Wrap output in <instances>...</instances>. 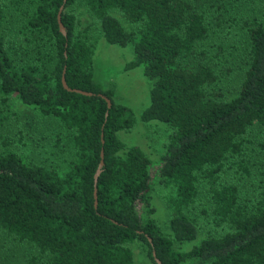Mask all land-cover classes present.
I'll return each mask as SVG.
<instances>
[{"label":"trees","instance_id":"trees-1","mask_svg":"<svg viewBox=\"0 0 264 264\" xmlns=\"http://www.w3.org/2000/svg\"><path fill=\"white\" fill-rule=\"evenodd\" d=\"M60 4L0 3V127L15 97L57 121L55 141L71 155L61 170L29 163L0 133V228L30 243L45 264H135V241L151 264L152 250L161 264H264V188L244 199L220 180L226 162L247 174V134L264 126V8L226 24L244 46L240 79L227 92L218 86L227 71L216 64L222 47L212 40L226 20L222 0H64L65 35ZM77 6L91 22L81 24ZM97 35L130 44L124 68L139 66L150 81L139 119L170 127L156 161L117 136L134 115L93 78ZM62 72L68 87L93 94L65 90ZM156 182L167 230L150 205Z\"/></svg>","mask_w":264,"mask_h":264},{"label":"rangeland","instance_id":"rangeland-1","mask_svg":"<svg viewBox=\"0 0 264 264\" xmlns=\"http://www.w3.org/2000/svg\"><path fill=\"white\" fill-rule=\"evenodd\" d=\"M222 1L226 20L219 28L218 35L212 40L222 47L216 56L217 68L227 69L226 73L219 77L218 86L231 92L241 76L244 46L235 41L228 29L225 32L226 24L231 21V17L247 16L250 10L260 14L264 8V0ZM0 3L9 7L8 0H0ZM75 9L81 24L91 22L83 7L77 6ZM112 14L124 27H128L119 13ZM96 37L92 55L93 78L103 88L111 89L114 100L128 107L134 115L133 126L128 130L118 131L117 136L125 146H137L149 160L156 161L161 155L170 127L163 122L155 120L144 122L139 119L140 111L148 103L150 81L142 74L141 67L124 68L132 58L130 44L119 46L107 43L102 36ZM23 57L27 60L24 54ZM8 103L10 115L0 127V133L9 141L8 148L20 154L29 163L45 164L57 170L63 169L71 155L67 147L58 145L55 141L58 132L57 121L42 116L15 97H10ZM59 134L62 142L64 137L60 132ZM247 135L249 137L245 152L247 174L237 169L236 165L226 162L220 178L223 183L235 184L239 188V195L244 199L264 188V126L250 128ZM158 185L157 182L154 183L148 193L150 205L155 221L167 230L169 215ZM189 244L184 245V248L189 247ZM142 246L137 241L131 243L133 260L135 264H151ZM0 264H45V260L30 243L16 240L0 228Z\"/></svg>","mask_w":264,"mask_h":264},{"label":"water","instance_id":"water-1","mask_svg":"<svg viewBox=\"0 0 264 264\" xmlns=\"http://www.w3.org/2000/svg\"><path fill=\"white\" fill-rule=\"evenodd\" d=\"M63 2H64V0H62V4H60V6L58 7L57 14H56V21H57V26H58L59 32L62 35H65V30H64V27L62 26V24L60 22V15H59L60 11L62 9V6H63ZM60 83H61L62 87L65 90H67V91L76 92V93H79V94H82V95H92L93 94L90 91H84V90H80V89H77V88L68 87L66 85V83H65L63 72H62V74L60 76ZM100 96L105 100L106 108L108 109L110 107V100L107 97L103 96V95H100ZM106 115H107V111L104 113V117H106ZM101 141H102V139H101ZM102 164H103V162H102V149H100V151H99V160H98L95 172L93 174V191H92V195H93V205L94 206L96 205V187H95V184H96L97 176H98V174H99V172L101 170ZM147 240L149 241V238H147ZM151 255H152L154 261L157 264H161L160 261L155 257L153 250L151 251Z\"/></svg>","mask_w":264,"mask_h":264}]
</instances>
